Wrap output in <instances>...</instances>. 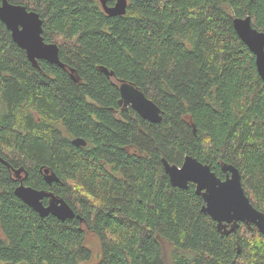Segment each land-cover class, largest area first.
Wrapping results in <instances>:
<instances>
[{"label": "trees", "instance_id": "obj_1", "mask_svg": "<svg viewBox=\"0 0 264 264\" xmlns=\"http://www.w3.org/2000/svg\"><path fill=\"white\" fill-rule=\"evenodd\" d=\"M7 1L39 15L64 68L33 67L0 22V158L82 222L40 218L0 162V264L87 263L82 226L99 240L95 264H264V235L241 223L221 237L194 185L171 186L161 162L192 156L220 179L221 163L234 166L264 214V83L232 25L249 17L264 32V0H127L118 17L98 0ZM114 80L134 84L162 121L119 112Z\"/></svg>", "mask_w": 264, "mask_h": 264}, {"label": "water", "instance_id": "obj_2", "mask_svg": "<svg viewBox=\"0 0 264 264\" xmlns=\"http://www.w3.org/2000/svg\"><path fill=\"white\" fill-rule=\"evenodd\" d=\"M98 1L103 12L109 17L123 16L126 13L127 0H115L112 6L108 5L109 0ZM0 22L10 32L13 42L25 52L27 60L33 67H38V61H45L64 68L59 60L58 46L44 42L43 22L38 14L27 11L23 6L12 5L7 0H0ZM232 25L239 39L254 55L257 73L264 83V32L253 28L249 17L234 18ZM98 71L108 79L114 76L113 72L104 67H98ZM72 79L77 82L73 77ZM116 83L120 94L119 106L131 107L143 120L152 124L162 121L161 109L134 84L122 80ZM71 143L76 147L86 145L82 139L72 140ZM0 162L8 169L11 168L1 158ZM161 162L171 186L187 190L190 184L194 185L195 194L202 199L201 212L216 223V229L221 237L236 233L241 223L249 230L255 227L264 235V214L257 211L245 195L237 168L221 163V171L224 174L222 180L208 165L192 156H186L181 166L170 165L165 159ZM10 170L18 181V186L14 190L15 196L40 218L50 215L62 222L73 218L82 222L63 199L50 192L25 186L22 177H26L27 173L23 168ZM40 172L47 185L59 183L56 175L48 169L41 167ZM44 200H47L46 205L43 204Z\"/></svg>", "mask_w": 264, "mask_h": 264}, {"label": "rangeland", "instance_id": "obj_3", "mask_svg": "<svg viewBox=\"0 0 264 264\" xmlns=\"http://www.w3.org/2000/svg\"><path fill=\"white\" fill-rule=\"evenodd\" d=\"M82 230L85 233V246L91 251V259L89 262L81 264H95L99 259L100 253L99 240L94 234L87 231L84 226H82Z\"/></svg>", "mask_w": 264, "mask_h": 264}, {"label": "flooded vegetation", "instance_id": "obj_4", "mask_svg": "<svg viewBox=\"0 0 264 264\" xmlns=\"http://www.w3.org/2000/svg\"><path fill=\"white\" fill-rule=\"evenodd\" d=\"M115 1V0H114ZM114 4V3H113ZM112 6V5H111ZM49 44H54V43H49ZM117 81L119 80H114V84L118 87L117 85ZM119 101V100H118ZM118 104V103H117ZM119 106V105H118ZM128 108H131V107H123V106H119V112H122L123 110H127ZM132 109V108H131ZM133 110V109H132ZM138 115V114H137ZM139 116V115H138ZM118 117V116H116ZM140 117V116H139ZM141 118V117H140ZM142 119V118H141ZM224 175V174H223ZM223 180V179H222Z\"/></svg>", "mask_w": 264, "mask_h": 264}, {"label": "bare ground", "instance_id": "obj_5", "mask_svg": "<svg viewBox=\"0 0 264 264\" xmlns=\"http://www.w3.org/2000/svg\"><path fill=\"white\" fill-rule=\"evenodd\" d=\"M129 107V106H128Z\"/></svg>", "mask_w": 264, "mask_h": 264}]
</instances>
